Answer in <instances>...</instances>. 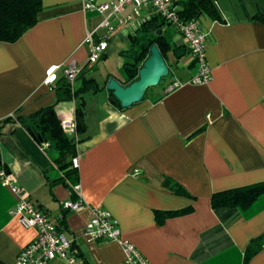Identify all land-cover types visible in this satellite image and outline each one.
<instances>
[{"label":"crops","instance_id":"crops-1","mask_svg":"<svg viewBox=\"0 0 264 264\" xmlns=\"http://www.w3.org/2000/svg\"><path fill=\"white\" fill-rule=\"evenodd\" d=\"M88 1L108 0H42L34 27L16 42L0 41V157L9 178L75 238L87 264H126L120 242L84 236L97 205L112 214L121 236L150 264H243L248 242L264 231V194L231 221L229 212L219 216L214 211L211 197L264 181V23L249 18L261 9L254 6L249 12L243 0H229V6L225 1L226 7L216 0L224 21L198 17L208 32L212 78L207 83L189 82L196 66H190L188 52L176 57L179 46L186 47L179 34L173 41L166 37L173 45L168 55L175 58L170 77L142 101L122 108L106 86L87 93L86 132L79 136L75 156L78 169L65 173L48 144L43 147L19 122L4 119L56 104L65 64L75 60L85 66L90 51L85 38L107 14L87 9ZM143 14L148 19L152 12ZM114 24L117 29L103 57L90 69L117 58L118 70H123L130 35L139 27ZM105 31L98 30L100 35ZM52 67L56 80L47 83ZM110 73L103 74L102 84L116 77ZM122 74L116 78H124ZM175 80L182 85L167 91ZM79 102L56 104L59 118L75 119ZM166 176L190 195L164 187ZM66 200L84 205L78 211L63 210ZM16 202L0 179V259L6 264H16L20 251L37 236L35 228L24 227L12 215ZM189 206L191 212L162 224L156 219V211ZM47 264L70 263L56 258ZM248 264H264V247Z\"/></svg>","mask_w":264,"mask_h":264},{"label":"trees","instance_id":"trees-1","mask_svg":"<svg viewBox=\"0 0 264 264\" xmlns=\"http://www.w3.org/2000/svg\"><path fill=\"white\" fill-rule=\"evenodd\" d=\"M43 7L42 0H0V41L12 43L19 40L25 32L37 24L38 14L43 10ZM179 15L184 20H193L200 17V15H205L213 20L224 21L216 0H181ZM249 18L264 23V9L249 15ZM164 25H167V22L159 15L154 14L145 19L136 32L130 35L132 44L130 49L124 53L126 59L123 71L125 75L124 78L119 79L124 85L130 84L138 78L139 69L150 54V47L155 43L166 59L170 67L169 75L171 74L168 52L173 49V45L164 35ZM158 30H162V32L158 33ZM182 48L184 47L179 46V49ZM194 64V61L190 62V66ZM88 70L87 68L83 69L74 81L67 78L60 79L56 86V104L74 99L80 101L76 108L75 136H69L64 131L56 104L44 107L32 114L19 115L16 113V115L4 119V122H10L14 119L26 130L31 129L34 133L32 136L40 145L48 144L57 155V160L61 161L62 165L60 167L65 170V173L78 169L73 164V158L77 156L79 136L86 132V94L105 88L108 82V79H106L104 84H99L94 77L87 76ZM163 80L164 78H162L160 84L163 83ZM112 99L116 105L120 106L119 101L113 94ZM1 169L7 171L8 165L0 157ZM163 186L174 194L190 195L178 181L169 176L165 177ZM262 194H264V181L217 191L212 194L211 204L219 216H222L223 212H229L227 220L231 221L237 218L240 211L249 208ZM193 209L192 206H189L179 210L156 211V219L159 224H162L166 218L187 214ZM263 247L264 231L248 242L244 251L243 264H248L251 258L258 254ZM0 264L6 263L0 259Z\"/></svg>","mask_w":264,"mask_h":264},{"label":"built area","instance_id":"built-area-1","mask_svg":"<svg viewBox=\"0 0 264 264\" xmlns=\"http://www.w3.org/2000/svg\"><path fill=\"white\" fill-rule=\"evenodd\" d=\"M181 0H108L103 3L88 1L86 8L106 13L100 25L88 32L85 43L89 46V56L85 66H79L75 60H71L64 66L65 77L71 81L82 72L83 69L92 68L105 53L109 41L116 32L117 24L123 26L132 25L139 27L147 19L144 11L150 10L152 14L162 17L167 24L175 26L186 43V49L194 61L196 72L190 81L194 84L207 83L212 78V70L206 56V42L208 32L197 19L184 20L179 15ZM130 8L129 12H126ZM152 14H149L148 18ZM100 28L106 29L104 34H99ZM56 80V69L48 70L47 83ZM182 85L181 81H173L167 86L171 91ZM62 127L69 136L76 135V120H62ZM44 144L43 147H46ZM74 166L78 167L79 159H73ZM0 179L17 196V202L11 213L17 217L19 222L26 228L37 230L36 238L26 245L18 254L16 264H47L56 258L66 259L70 264H86L82 257L80 247L75 238L69 237L52 220L48 211L44 210L33 202L25 193V190L15 184L5 169L0 170ZM78 188V186H77ZM84 205V201L66 200L62 203L63 210L78 211ZM84 236L94 240H114L121 243L125 252L126 264H150L136 246L121 236L117 221L112 214L102 205L93 209V216L86 224Z\"/></svg>","mask_w":264,"mask_h":264},{"label":"water","instance_id":"water-1","mask_svg":"<svg viewBox=\"0 0 264 264\" xmlns=\"http://www.w3.org/2000/svg\"><path fill=\"white\" fill-rule=\"evenodd\" d=\"M162 30H158L161 33ZM187 52L186 47L177 49L175 55L181 58ZM170 73V67L164 58L159 46L155 43L150 47V54L139 69L138 78L128 85H124L116 77H111L106 89L111 91L113 96L119 101L120 107L126 108L143 100L149 88L160 84L162 78ZM34 135L31 129L28 130Z\"/></svg>","mask_w":264,"mask_h":264},{"label":"rangeland","instance_id":"rangeland-1","mask_svg":"<svg viewBox=\"0 0 264 264\" xmlns=\"http://www.w3.org/2000/svg\"><path fill=\"white\" fill-rule=\"evenodd\" d=\"M225 1H226L228 6L231 4V2H229V0H222V3L224 4L225 7L227 6L224 3ZM243 1L247 5V7L249 9V12H252L253 8L255 9L254 6L259 7L261 10H262V8H264V0H243ZM164 35L169 40L173 41V40L176 39V37L179 36V32L177 31V29L175 28L174 25L167 24V25H165V28H164ZM130 46H131V44H130ZM186 56H188V54L185 55V57ZM168 60H169V63L171 64V67H174L173 65H174V62H175V58L172 56V54H171V56L168 55ZM103 65H105V64H103V60H101L100 63L94 69H89L87 71V76L88 77H94L99 84H102L104 76L105 75L108 76V74H109V73L106 74L107 70H110L111 71L110 74H113L116 77H120L121 75H123L122 74L123 70L122 71L118 70V60H117V58H115V59L111 58L108 62H106V65L104 67H103ZM103 74H105V75H103ZM169 77H170V75L165 77L162 82L164 83V81H166ZM163 83H161V84H159V85H157L155 87L161 86ZM155 87L149 88L148 91H150V90L152 91V90L156 89ZM91 93L94 94L96 92H91Z\"/></svg>","mask_w":264,"mask_h":264}]
</instances>
